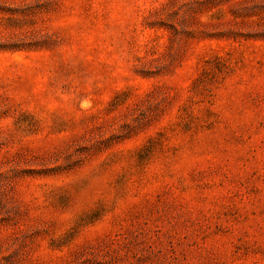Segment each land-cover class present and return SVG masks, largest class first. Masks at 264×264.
I'll return each instance as SVG.
<instances>
[{
    "label": "rangeland",
    "instance_id": "1",
    "mask_svg": "<svg viewBox=\"0 0 264 264\" xmlns=\"http://www.w3.org/2000/svg\"><path fill=\"white\" fill-rule=\"evenodd\" d=\"M0 264H264V0H0Z\"/></svg>",
    "mask_w": 264,
    "mask_h": 264
}]
</instances>
